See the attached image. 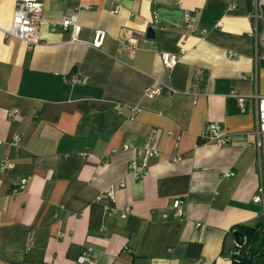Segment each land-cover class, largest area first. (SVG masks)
<instances>
[{
	"label": "crops",
	"instance_id": "0c3cea01",
	"mask_svg": "<svg viewBox=\"0 0 264 264\" xmlns=\"http://www.w3.org/2000/svg\"><path fill=\"white\" fill-rule=\"evenodd\" d=\"M42 1L41 42L30 48L5 33L17 0H0V140L19 136L0 148V264H79L87 251L96 264H232L233 229L264 218L253 200L264 190V150L252 136L264 0ZM70 15L81 27L74 43L61 26ZM163 53L179 56L170 72ZM72 74L88 83H66ZM158 82L160 94L146 96ZM209 123L232 136L228 146L204 143ZM152 130L161 155L136 180L130 163ZM5 157L13 169L1 170Z\"/></svg>",
	"mask_w": 264,
	"mask_h": 264
},
{
	"label": "built area",
	"instance_id": "2783aa9c",
	"mask_svg": "<svg viewBox=\"0 0 264 264\" xmlns=\"http://www.w3.org/2000/svg\"><path fill=\"white\" fill-rule=\"evenodd\" d=\"M259 5L256 7V10L252 17L254 20L258 21L262 19V14L259 12ZM44 11V3L42 0H17L16 8L14 11V16L12 20V25L9 30L5 33L8 37H15L25 42L30 48H33L40 44L41 36L39 27L42 21ZM188 23L190 21V17H187ZM159 23V17L157 14H154L153 19L151 21L150 26L152 28H156ZM61 26L64 30L71 29V42L74 43L78 40L79 33L81 31V27L78 25V19L76 15L65 16L62 19ZM106 39V32L99 30L95 34L93 47L96 49H100ZM128 49L130 51H134L136 49V45L134 43L128 44ZM233 58H236V54H231ZM264 56V55H263ZM179 56L172 55L168 53L161 54V61L165 69L170 72L174 69V67L179 62ZM66 83L71 85H85L88 83V79L86 77H81L79 74H72L68 78L65 79ZM165 87L162 82H158L153 87L147 88L145 94L148 97H154L159 95L161 90ZM232 96L237 99L240 104L241 109L245 108V98L232 93ZM256 106H257V126L256 130L253 132L252 136L254 139V146L257 150H264V97L255 96L254 97ZM119 107H117L118 109ZM137 110L135 111V114ZM20 114L18 109H13L9 111V117L14 118ZM158 138V132L156 130H152L148 135L147 144L140 148L137 151L136 157L130 163V173L134 176L136 180H142L149 174L150 170V161L154 158H159L161 153L157 148L155 142ZM202 139L204 143L209 145H214L218 148H223L228 146L232 141V136L228 134L223 126L219 123H209L205 126L202 132ZM19 141V136L16 135L13 138L12 142H6L0 140V148L6 145H15ZM175 160H179L178 157ZM14 168V164L10 161L8 157H5L1 163V170H11ZM234 176V173L229 171L224 174V177L230 178ZM29 178L23 179L20 184V190H25L28 186ZM114 187L110 188L108 192H106V196L115 199L114 195ZM256 204H261L264 202V190L260 188L259 194L254 196L253 198ZM175 210V218L183 219L184 218V202L176 201L173 206ZM129 214V210L123 212L122 217L125 218ZM167 218V216H164ZM264 217V216H263ZM79 264H96L95 259L92 257L91 252H85L78 260Z\"/></svg>",
	"mask_w": 264,
	"mask_h": 264
},
{
	"label": "trees",
	"instance_id": "16d2710c",
	"mask_svg": "<svg viewBox=\"0 0 264 264\" xmlns=\"http://www.w3.org/2000/svg\"><path fill=\"white\" fill-rule=\"evenodd\" d=\"M241 240L231 254L232 264H264V218L254 225H238Z\"/></svg>",
	"mask_w": 264,
	"mask_h": 264
},
{
	"label": "water",
	"instance_id": "95a60500",
	"mask_svg": "<svg viewBox=\"0 0 264 264\" xmlns=\"http://www.w3.org/2000/svg\"><path fill=\"white\" fill-rule=\"evenodd\" d=\"M148 37L150 38V39H154V37H155V32L152 30V29H149L148 30ZM234 236H235V239H236V242L238 243V242H240V240H241V235H240V233L239 232H235L234 233Z\"/></svg>",
	"mask_w": 264,
	"mask_h": 264
}]
</instances>
